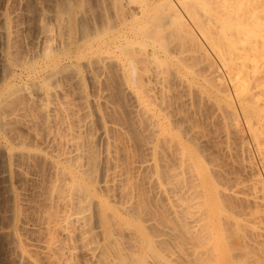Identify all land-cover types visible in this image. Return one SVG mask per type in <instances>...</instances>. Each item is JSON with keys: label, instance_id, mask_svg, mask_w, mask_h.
Here are the masks:
<instances>
[{"label": "bare ground", "instance_id": "6f19581e", "mask_svg": "<svg viewBox=\"0 0 264 264\" xmlns=\"http://www.w3.org/2000/svg\"><path fill=\"white\" fill-rule=\"evenodd\" d=\"M55 1L0 9V264H264V0Z\"/></svg>", "mask_w": 264, "mask_h": 264}, {"label": "rangeland", "instance_id": "374dc122", "mask_svg": "<svg viewBox=\"0 0 264 264\" xmlns=\"http://www.w3.org/2000/svg\"><path fill=\"white\" fill-rule=\"evenodd\" d=\"M10 2H8V4L9 5H7V8H9L10 9V7H11V9L10 10H14L15 9V11L18 13V11L21 13H18V15H19V17L17 18V17H15V19H17L16 21H13V22H17V23H15V24H19L20 25V27H21V25H23V28L21 27V30H22V32L20 33L19 32V37H18V42L16 43L17 44V47L19 48H21V49H18V50H22L21 52H20V54H22L24 51H26V50H28V46L31 44V43H29V42H32V37H33V35H34V37L36 36L35 34H34V32L36 33H38V31H39V28L38 27H40L41 26V22H42V20L40 19L41 18V16L39 15V14H41L42 13V10H43V12L45 11V12H47V10H51L50 12L48 11L47 13L48 14H50V16H51V14H53L54 13V10H53V8L55 9V5H53V4H55L56 3V1L55 0H19V1H15V0H9ZM30 1V2H29ZM4 2V0H0V9L2 10L1 12H4L5 11V9H7L6 8V0H5V2ZM57 2H58V0H57ZM83 2H85L84 3V5H90V3L91 4H93L94 3V1L93 0H84ZM3 3V4H2ZM13 3V4H12ZM16 3V4H15ZM19 3V4H18ZM5 4V5H4ZM17 4H18V6H17ZM5 6V8H4V6ZM10 6V7H9ZM13 7V8H12ZM28 7V8H27ZM30 7V8H29ZM2 8H4V10L2 9ZM19 8V9H18ZM35 9V10H34ZM9 10V11H10ZM53 10V11H52ZM0 12V13H1ZM37 12V13H36ZM52 12V13H51ZM32 13V14H31ZM0 15H2V14H0ZM31 16V17H30ZM40 17V18H39ZM2 18V16H0V19ZM39 18V19H38ZM14 19V20H15ZM41 20V21H40ZM51 20H53V19H51V17L49 18V22H48V20H46V22H48L49 24H53L54 22H52ZM0 21H2V19L0 20ZM22 22V23H21ZM27 22H28V24H27ZM50 22H52V23H50ZM2 23V22H1ZM40 24V25H39ZM26 25V26H25ZM1 26H2V24H1ZM0 26V27H1ZM38 26V27H37ZM49 26H51V25H49ZM52 27V26H51ZM36 28L38 29L37 31H36ZM22 36V37H21ZM24 38V39H23ZM28 38H30L29 40H28ZM1 40V39H0ZM24 40V41H23ZM26 40H28L27 42H26ZM22 41V42H21ZM25 42V43H24ZM27 43V44H26ZM0 49H1V46H2V41H0ZM24 46V47H23ZM23 47V48H22ZM26 47H28V48H26ZM26 48V49H25ZM25 49V50H24ZM25 53V52H24ZM0 84H2L1 82H0ZM2 85H0V87H1ZM205 110H207V112L205 113H203V114H201V115H207V119H208V121L209 122H212L213 123V119L210 117L211 115H212V113H211V109H206L205 108ZM210 110V111H209ZM199 115V114H198ZM210 119V120H209ZM211 119L213 120V121H211ZM207 120H206V122H208ZM216 121V120H215ZM208 122V123H209ZM217 122V121H216ZM210 124V127H212V128H214L215 126H213V125H216V123L215 124ZM203 124L205 125L206 123H205V121L203 122ZM218 124V123H217ZM208 125V124H207ZM212 125V126H211ZM217 126V125H216ZM218 126H219V124H218ZM205 127H207L206 125H205ZM216 128V127H215ZM212 129V130H216V129ZM218 128L219 127H217V130H218ZM208 131H210L209 129V125H208ZM211 130V131H212ZM211 131H210V134H211ZM214 131H212V133H213ZM216 132V131H215ZM218 132V131H217ZM211 135H214V134H211ZM211 150H213L212 148H210ZM215 153V152H214ZM215 155H216V153H215ZM238 157H240L241 158V154H239L238 155ZM244 157L246 158V155H244ZM244 157L243 158H241V159H244ZM247 159V158H246ZM245 160V159H244ZM245 161H247V160H245ZM1 162V161H0ZM0 170H1V163H0ZM229 170H230V167H229ZM3 187V185H2V182L0 181V213L1 214H3V215H0V225H2V227L3 226H5L6 224H8V223H6V219H7V217L5 216L6 215V213H4L5 212V194H4V189L2 188ZM26 189H28V186H26ZM29 190V189H28ZM28 192H30V190L28 191ZM3 194V195H2ZM3 199H2V198ZM4 217V218H3ZM6 217V218H5ZM3 218V219H2ZM4 223H5V225H4ZM4 245H5V239L4 238H1L0 239V256H4V255H6V254H3V253H5V249H3L4 248Z\"/></svg>", "mask_w": 264, "mask_h": 264}]
</instances>
